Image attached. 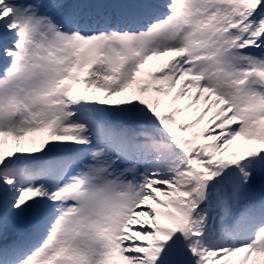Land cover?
<instances>
[{
	"label": "snow or ice",
	"instance_id": "snow-or-ice-1",
	"mask_svg": "<svg viewBox=\"0 0 264 264\" xmlns=\"http://www.w3.org/2000/svg\"><path fill=\"white\" fill-rule=\"evenodd\" d=\"M0 264H264V0H0Z\"/></svg>",
	"mask_w": 264,
	"mask_h": 264
},
{
	"label": "bare ground",
	"instance_id": "bare-ground-1",
	"mask_svg": "<svg viewBox=\"0 0 264 264\" xmlns=\"http://www.w3.org/2000/svg\"><path fill=\"white\" fill-rule=\"evenodd\" d=\"M162 63V59H157V60H154L152 62H150V65L151 67L153 68V70L159 66L160 64ZM241 144H243V141H240Z\"/></svg>",
	"mask_w": 264,
	"mask_h": 264
}]
</instances>
